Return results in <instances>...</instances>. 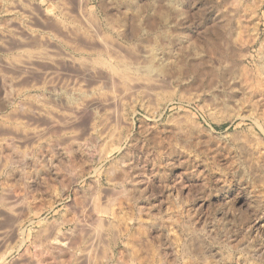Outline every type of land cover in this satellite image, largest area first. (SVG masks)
Segmentation results:
<instances>
[{
	"label": "clouds",
	"instance_id": "1",
	"mask_svg": "<svg viewBox=\"0 0 264 264\" xmlns=\"http://www.w3.org/2000/svg\"><path fill=\"white\" fill-rule=\"evenodd\" d=\"M0 264H264V0H0Z\"/></svg>",
	"mask_w": 264,
	"mask_h": 264
}]
</instances>
